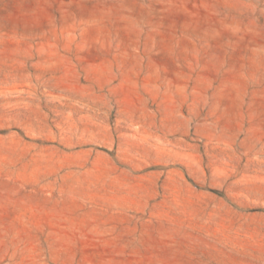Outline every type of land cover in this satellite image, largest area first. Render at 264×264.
Wrapping results in <instances>:
<instances>
[{
  "label": "rangeland",
  "instance_id": "rangeland-1",
  "mask_svg": "<svg viewBox=\"0 0 264 264\" xmlns=\"http://www.w3.org/2000/svg\"><path fill=\"white\" fill-rule=\"evenodd\" d=\"M0 264H264V0H0Z\"/></svg>",
  "mask_w": 264,
  "mask_h": 264
}]
</instances>
